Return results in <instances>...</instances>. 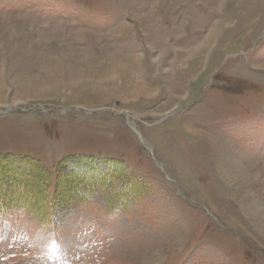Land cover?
<instances>
[{
	"label": "rangeland",
	"instance_id": "1",
	"mask_svg": "<svg viewBox=\"0 0 264 264\" xmlns=\"http://www.w3.org/2000/svg\"><path fill=\"white\" fill-rule=\"evenodd\" d=\"M0 155V264H264V0H0Z\"/></svg>",
	"mask_w": 264,
	"mask_h": 264
},
{
	"label": "trees",
	"instance_id": "2",
	"mask_svg": "<svg viewBox=\"0 0 264 264\" xmlns=\"http://www.w3.org/2000/svg\"><path fill=\"white\" fill-rule=\"evenodd\" d=\"M6 163H9V165H17V166L22 165V166H24L26 178L29 181H31L32 184L34 183L35 186H38L37 189L40 190V192L39 191L34 192L33 188H31V185H28V184H26V185L23 184V185H21V188H19V189L16 188L15 190H12V188L9 185H6V184L3 185L2 184L3 190L0 191V200L10 201V200L14 199V197L17 196L16 193L21 192V193H23L22 195L25 194L24 195L25 198H24V196H18V197L21 200L23 198V201H24V199L28 202L30 201L31 206L35 207V205L38 203L37 198L39 197V199H40L41 194L45 192L46 187L48 185V184H46L48 181V174L33 159H29L28 157H23V158L13 157L11 155H0V173H1V171L6 172L7 170H9L3 166ZM82 163H85L84 165L86 166V168H91V171L94 170V167H96V166L91 167L92 161L90 159H86L84 157H75L72 159L66 158V159L62 160L61 163L59 164V166H63V167L68 166V168L70 169L69 174L67 176H64V178L67 177L66 178L67 181L72 179L74 181V183H78L79 186H81L82 180H86L85 184H88V185L93 184L92 185L93 188L104 187L105 185H103L102 179L94 180L95 178L93 176H86L85 173H83V172H81V174L78 175V179H80V180L76 179L75 174H73L74 171H72L73 170L72 167L74 164H82ZM87 163H89V166ZM87 173H89V171H87ZM6 176H8V175H6ZM9 177H11V179L13 178V176H9ZM1 182H2V180H1ZM69 182L70 181L67 182L68 188L71 184ZM4 186L7 188H5ZM66 191H68V190L66 189ZM63 198H65V197L63 196L62 200H64ZM65 199H67V198H65Z\"/></svg>",
	"mask_w": 264,
	"mask_h": 264
}]
</instances>
